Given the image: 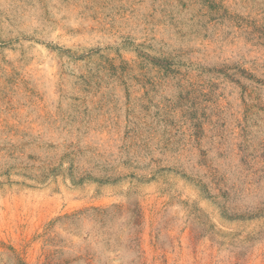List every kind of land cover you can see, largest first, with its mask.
Segmentation results:
<instances>
[{"label": "rangeland", "instance_id": "1", "mask_svg": "<svg viewBox=\"0 0 264 264\" xmlns=\"http://www.w3.org/2000/svg\"><path fill=\"white\" fill-rule=\"evenodd\" d=\"M0 264H264V0H0Z\"/></svg>", "mask_w": 264, "mask_h": 264}]
</instances>
